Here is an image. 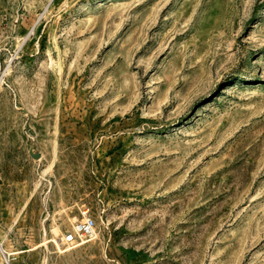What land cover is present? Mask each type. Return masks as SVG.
<instances>
[{
    "label": "rangeland",
    "instance_id": "374dc122",
    "mask_svg": "<svg viewBox=\"0 0 264 264\" xmlns=\"http://www.w3.org/2000/svg\"><path fill=\"white\" fill-rule=\"evenodd\" d=\"M0 238V264H264V0H0Z\"/></svg>",
    "mask_w": 264,
    "mask_h": 264
},
{
    "label": "built area",
    "instance_id": "2783aa9c",
    "mask_svg": "<svg viewBox=\"0 0 264 264\" xmlns=\"http://www.w3.org/2000/svg\"><path fill=\"white\" fill-rule=\"evenodd\" d=\"M95 229V220L86 212H83L81 219L77 220L72 229L66 231L61 239L60 244L67 249L77 248L86 243L93 236ZM6 264H22L17 259H9Z\"/></svg>",
    "mask_w": 264,
    "mask_h": 264
},
{
    "label": "bare ground",
    "instance_id": "6f19581e",
    "mask_svg": "<svg viewBox=\"0 0 264 264\" xmlns=\"http://www.w3.org/2000/svg\"><path fill=\"white\" fill-rule=\"evenodd\" d=\"M2 243V238H0V244Z\"/></svg>",
    "mask_w": 264,
    "mask_h": 264
}]
</instances>
